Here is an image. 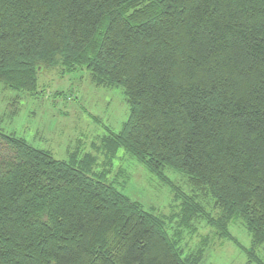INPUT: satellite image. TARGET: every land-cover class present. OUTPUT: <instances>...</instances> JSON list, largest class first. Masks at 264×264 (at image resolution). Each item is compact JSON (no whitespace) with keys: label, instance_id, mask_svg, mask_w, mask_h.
Here are the masks:
<instances>
[{"label":"trees","instance_id":"1","mask_svg":"<svg viewBox=\"0 0 264 264\" xmlns=\"http://www.w3.org/2000/svg\"><path fill=\"white\" fill-rule=\"evenodd\" d=\"M54 67L121 87L128 117L106 157L143 164L179 212L148 211L88 153L57 159L0 128V264H201L206 242L183 254L175 218L233 242L243 222L245 264H264V0H0V84L35 93Z\"/></svg>","mask_w":264,"mask_h":264},{"label":"rangeland","instance_id":"2","mask_svg":"<svg viewBox=\"0 0 264 264\" xmlns=\"http://www.w3.org/2000/svg\"><path fill=\"white\" fill-rule=\"evenodd\" d=\"M37 83L35 93L0 84L2 131L22 137L34 147L68 162H74L72 155L77 162L88 153L95 157L94 164L90 163V173L105 174V181L108 179L148 211L165 217L179 212L180 200L175 192L143 164L121 149L114 158L109 156L111 160L106 157L104 138L110 132L117 133L128 117L121 87H96L83 68L65 73L60 67L44 68L38 73ZM164 173L169 182L178 186L179 193L188 192L186 175L171 168ZM169 226V235L185 255L206 242L201 264H245L249 258L244 249L250 248L251 236L239 220L229 226L235 242L219 237L200 218L189 227H182L175 218ZM255 252L264 263V246Z\"/></svg>","mask_w":264,"mask_h":264}]
</instances>
